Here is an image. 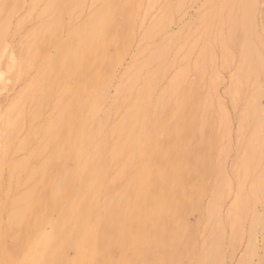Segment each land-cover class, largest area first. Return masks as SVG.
<instances>
[{
    "label": "bare ground",
    "instance_id": "1",
    "mask_svg": "<svg viewBox=\"0 0 264 264\" xmlns=\"http://www.w3.org/2000/svg\"><path fill=\"white\" fill-rule=\"evenodd\" d=\"M86 2L87 0H0V58L10 55L12 51H9L10 45L7 39L12 42L19 31H22L26 20L28 23L33 17L40 20L39 25H34L33 31L29 30L31 34L28 31L29 37H31L30 41L26 43L29 37H25L26 41L22 43L26 44L20 50L19 55L15 57L12 67L8 68L6 65L7 67L4 69L10 73L8 74L9 86L13 89L16 80L22 78L23 74L24 77L21 82L23 85L20 89L18 88V92H14L16 93L14 97L11 96L8 110L0 121L2 130L0 210L3 213V221L8 225L23 224L34 228L48 226L50 230L46 233L47 237L51 241L60 243L61 251L74 250L89 254L95 249L93 248L94 244L124 241L142 244V251L145 254L151 251L148 245L154 244L159 248L160 254L176 255L178 254L177 247H183L184 251L189 250L195 241L192 240L193 236L191 237L187 232L186 219L192 211L199 212L197 210L198 199L201 193L194 192L192 181L200 180V175L203 173L214 172V185H205L210 193V198H207L209 200L204 206L203 215L199 212L200 218H204L205 226L210 227L208 229L211 232L210 243L208 246L206 245L205 249H200L205 259H213L227 225L233 231L232 246L234 247L237 239V228L235 227L237 224L240 225L242 212L244 214L247 212L245 211L246 206L251 200L254 205L264 196V142L262 141L258 150L250 149L253 155H258L254 163L260 169L261 174L258 173L259 175L254 177L252 183L249 181L252 185L247 193H244L241 186L237 185V195L233 196L232 186L223 176L225 175L224 165L217 161V164L212 166L208 160L211 159L210 154H207V158L203 161H199L201 154L198 150L202 149L199 145L206 143L209 146L212 143L214 145L213 141L219 139L220 133L221 141L227 138L224 135L228 136L230 133L228 131L230 124L227 126L230 120L227 121L228 123L226 122L225 114L227 113H225L220 97H214L216 85L221 83L223 78L217 77L215 69L208 68L210 73L215 76H213L214 78L209 76L208 81L213 78V82L207 83L204 97H190L194 89L192 82L195 80L188 82L185 79V75H188V62L187 64L184 62L186 65L182 66L179 64L182 61L180 60L178 63L175 55L169 56L165 52L168 50L167 46L173 42L170 37L165 38V43H162L161 40L157 43L154 41L155 36L161 35L170 25L175 14L180 16L181 13L183 14L182 11L187 4L201 2L200 0H146L145 6L142 5L144 4L143 0H91L89 3L87 2L88 4ZM202 3L203 5L208 4V6L197 16L194 36L202 26L204 29L202 31L208 34L204 32L206 36L203 34L202 38H207L210 35L207 38L210 39L212 32L219 40L222 31H224L225 17L223 15L226 13V21L231 17L228 22V29L230 28L228 31L232 32L234 36H236L234 32L236 30H239L240 33L241 30L253 32L254 18H256L254 14L259 11L257 9L258 0H203ZM233 5H237L238 8L234 9ZM85 8H88L86 18L81 19ZM155 8L159 11L161 18H150L151 20L144 26L143 23ZM141 10H143L142 14H140ZM19 14L20 17H18ZM64 17H67L68 24L66 25H64ZM136 20L140 21V25ZM135 21L140 27H144L143 32L139 33V35L142 34V40L138 42V38H136L138 44L135 51L132 49L135 59L130 61L128 66L126 65L123 72L121 71L122 74L118 78L116 86L114 85L113 95L110 98V94L100 92V88L108 87L114 78V68L122 62L131 47L137 32V30L135 31ZM225 23L227 24V22ZM63 31H66L64 41L61 40ZM200 32L198 34L201 35ZM232 33L226 35H230L227 37L230 39H227L229 43ZM191 34L188 38L193 36ZM200 35L199 37L202 36ZM244 35L240 37H244ZM234 36L232 43L234 40L236 41ZM199 37L198 39H201ZM21 38L23 39V37ZM221 39L218 41L221 47L220 54L226 57L224 49L229 46L226 43V38ZM243 39L241 38L239 42ZM19 40L21 41V39ZM195 42L196 40L188 39L177 48L183 51L188 44L190 51L196 48L194 47ZM205 42L206 40L201 42L203 46L200 45V49L203 54H200L205 55L206 59H210V62L213 63V57L215 58L213 55L216 54L213 51L216 47L207 48V56L205 54L207 46L205 47L203 44ZM223 43L224 47L227 45L226 48H223ZM255 43L257 44V42ZM258 46L259 44L256 47L258 48ZM14 47H16V42ZM253 48L251 44L248 45V42L241 48L239 51L241 58L238 55L240 63L243 64L249 59L253 62V67L255 64L262 63L263 60L258 57V54L255 55V48ZM50 51L52 54L49 53ZM256 51L258 52V49ZM197 54L196 61L198 58H203L199 53ZM178 58L180 59V57ZM204 60L201 61L204 62ZM240 60L237 65L240 66V71L239 69L238 71L242 72L243 66L240 65ZM196 61H193L195 64H193L192 73H194V77L196 75L198 78L199 73L195 74V72L202 69L203 65L201 61ZM3 62L0 59V69H2L1 63ZM34 62L41 66H34ZM178 64L179 70L174 75H170L171 78L166 83L164 82L163 87H160L161 80L170 74V70L173 68L175 70V65L177 67ZM250 64L247 66L249 75ZM33 66L35 73L33 72V75L27 73ZM204 66L206 67L207 64ZM222 69L227 68L222 67ZM260 69L262 72V68ZM31 70L33 71V69ZM211 70L214 72L212 73ZM255 70L256 67L252 71L256 73ZM202 71L207 72L208 70L206 68L200 72ZM251 73L253 74V72ZM256 75L258 77L254 76L258 79L259 73ZM235 76L237 77L238 74ZM240 77L236 79L241 81ZM249 77L245 76L244 78L249 79ZM232 79L231 82H236L234 86L238 85V81L234 77ZM196 81L194 84L196 83L197 86ZM241 85L238 87L242 88ZM245 85L243 84V86ZM234 86L233 88H236ZM252 88L254 90L247 100L251 99V102L249 101L251 104H248L251 107L250 113L256 116L255 125L261 128L260 126H263L260 124L263 121L260 119L262 90L257 83ZM228 89L231 93L234 92L231 87ZM239 93L241 94L238 90ZM233 94L231 95L235 98ZM237 99L241 100V97ZM235 100L233 99L229 106ZM247 100L245 102H248ZM107 101L110 102V105L108 107L105 103L108 107L105 108L103 104ZM237 103L234 104L236 107ZM244 108L248 109L245 106ZM162 113H169L170 124L163 126L160 123ZM214 117H217V120H213ZM253 118L251 120H254ZM221 129L223 132H219V136L216 135ZM229 138L231 137L227 138L230 141ZM262 138L264 136L260 139ZM187 139H193L196 144L192 145L194 148L191 146L193 149L191 148L188 154H185L184 151V154L180 153L178 143ZM229 141L225 145L219 143L222 146L221 149L219 148L220 153H224ZM32 143H34L33 147ZM23 150L28 151V156L12 158L13 161L8 163L4 170V164L1 162L2 156L5 159L7 154L12 156ZM178 157L182 158L181 161H174ZM249 162V159L243 160L239 165L240 169L237 168L238 172L240 173L239 170L242 169L241 171L245 174L249 173ZM235 170L236 168L233 171ZM3 172H5V176ZM182 172L189 176L191 185H185L182 182L179 176ZM238 172L236 170V174L233 173L236 175L235 177L238 176ZM242 175H239V181L236 182L240 183ZM234 179L236 180V178ZM11 189L16 191L13 197L9 196ZM255 213L250 218L252 225H256L258 222L259 214ZM248 237L249 243H251L253 239L251 231ZM74 243H78L79 246H74ZM195 243L197 244V242ZM52 250H50L51 256ZM59 258L58 260L61 261ZM61 258L65 259L62 255ZM248 258L244 256L237 264H247ZM48 259L50 257L47 258V261ZM258 264H264V258L259 259Z\"/></svg>",
    "mask_w": 264,
    "mask_h": 264
},
{
    "label": "rangeland",
    "instance_id": "2",
    "mask_svg": "<svg viewBox=\"0 0 264 264\" xmlns=\"http://www.w3.org/2000/svg\"><path fill=\"white\" fill-rule=\"evenodd\" d=\"M91 1V0H90ZM89 0H87V2L89 3L90 2ZM203 1V0H202ZM202 1L200 0V2L201 3H199V2H197V3H189V4H187L185 7H186V9H185V7H184V10L182 11L183 12V14L181 13V16L179 15V14H175L174 16H173V21L171 22V23H169L170 25H168L166 28H165V30L163 31V33L161 34V35H159V36H155L156 38H155V41L154 42H161L162 41V43H165L166 41V39H168V37H170V39H172L173 40V42H171V44H169L168 46H167V48H168V50L167 51H165L169 56H174L175 55V58H176V61L179 63L180 62V60L182 61L181 63H179L180 65H182V66H184L183 64H187V62H188V64H189V66H188V70H187V74L188 75H185V79H187V81L188 82H192V81H196L197 82V86L194 84V82H192L193 83V85H194V89H193V92H192V94H191V96L190 97H204L203 95H204V93H205V91H206V89H207V83L209 84V83H211V82H213V76H215L214 74L212 75L211 73H210V69L212 68V69H215V74H217V77H220L222 80H221V83H217V85H216V90L214 91V97H220V100H221V102H222V104H223V107H224V110H225V113H227V114H225L226 115V122L227 121H229V123L227 124V126L229 125V130L228 131H230V133H229V137H231V138H229L230 139V141L227 139L228 138V136H226V135H224V137H227L226 139H224V140H220V136H221V133H220V136H219V132H223V130L221 129V130H219L218 131V134L216 133V135H218L219 136V139H216V141H213L214 142V145H213V143H212V147L211 146H209L208 145V143H206L207 144V146L205 147V145H199V147H200V149L201 150H198V152L201 154V155H199V153H198V155H199V161H203L205 158H207V154H210V156H211V159H208L209 160V162L210 163H212V166H214L215 164H217V161H220V163H222L223 165H224V167H223V172H224V174L225 175H223L224 176V178H225V180L227 181V182H229L230 183V185L232 186H230L232 189V194H233V196L234 195H237V192H238V190H237V185H239V186H241V188H242V191L244 192V193H247L249 190H250V187H251V183H252V181H253V179H254V177H257V175H259V174H261L259 171H260V169L258 168V166L254 163V162H256V160H257V157H258V155H253L251 152H250V149H256V150H258L259 148H260V145H262V141L264 142V138H262V139H260L261 137H263L264 136V129H262V128H264V0H258V5H257V9L259 10V11H257L256 12V14H254V17H256V18H254V21H255V28L253 29V32L251 31V32H246L245 30H241V33H240V31L239 30H236V31H234L235 32V35L236 36H234V34L232 33V32H230V31H228L229 29H228V27H229V21H230V18L231 17H229V18H227L228 20L226 21L225 20V18H226V16L225 15H227V13L225 14V15H223V17H225L224 18V25H223V30L224 31H222L223 33H221L222 34V36L220 37V39L221 38H223V39H225V40H227L228 38L227 37H230V35L229 36H226V35H228V33H232L233 35H232V37L234 36V39H236V41L234 40V42L232 43L231 41H233L232 39V37H231V41H230V43H229V41L228 40H230V39H228L227 40V45L229 46V47H227V45H226V47L228 48H226V47H224L225 46V44L223 43V48H226V49H224V51L226 52V54H225V56L226 57H223V56H221V47H220V44H219V40L216 38L217 36H215V34H213L212 32H211V37H210V39H207V38H209V36H207V38L205 37V38H202V37H204L203 36V34L205 35V33L202 31V30H204L203 29V27L202 26H200V28H199V30H197L196 31V34H195V36L193 35V32L195 31V29H196V20H197V16L199 15V13H201L202 11H204L205 10V7H207L208 6V4H204L203 5V3H202ZM260 1V2H259ZM86 2V4H88ZM142 3H144V4H142L143 6H145L146 5V0H143V2ZM195 5V6H194ZM202 5H203V7H202ZM234 6V9L236 8H238V6L237 5H233ZM42 7V5L40 6V8ZM87 7V6H86ZM143 8V7H142ZM202 8V9H201ZM200 9V10H199ZM88 10V8H85L84 9V11H83V13H82V15H81V19L82 18H84L87 14H86V12H88L87 11ZM142 11L143 10H141V13L140 14H142ZM157 11V12H156ZM153 12V13H152ZM260 13V14H259ZM160 15V13H159V11L158 10H156V8L155 9H153L152 11H151V13H150V16H149V20L147 19V20H145V23H143L144 24V26L145 25H147L148 24V22L151 20V19H160L161 18V15ZM21 15L19 14L18 15V17H20ZM34 16V15H33ZM152 16V17H151ZM179 16V17H178ZM35 17H33L31 20H29V22L30 23H28V20H26L25 21V24H23V26H22V31H19V33H18V35H16V37L14 38V40H12V42H10V39H7V41H9L8 42V44L10 45L9 46V51L11 52L10 53V55L8 56V57H6V58H0V59H2L4 62L3 63H1V68L2 69H0V121H2V119H3V117L5 116V114H6V112H7V110H8V107H9V104H10V101H11V99H12V97H14V95L16 94V93H14V92H18L19 91V89H20V87L23 85V83H21L22 82V80H23V77H24V74H23V76H21L22 78H20V79H18V80H16V83H15V86H14V89L12 88V87H10L9 85H10V81H9V79H8V77H9V75L8 74H10L9 72H6V70H4L7 66H8V68H11L12 67V65H13V62H14V59H15V57L16 56H18L19 55V53H20V50L22 49V48H24L23 46H25V44L26 43H28L29 41H30V38L31 37H29L30 36V34H31V32L29 31L30 29H32V31L35 29V27H34V25H39V19H34ZM86 18V17H85ZM151 18V19H150ZM175 18V19H174ZM178 18V19H177ZM33 21H35L34 23H33ZM137 22L139 21V20H136ZM135 21V31L137 30V32L135 33L136 34V36H135V38L133 39V43H132V45H131V47L129 48V50H128V52H127V54L124 56V58H123V60H122V62L120 63V64H118L115 68H114V71H113V75H114V78L111 80V83H109L108 84V87H104L103 86V88H100V92H104V93H106V94H110L109 95V97L111 98V96L113 95V91H114V89H113V87H115L116 86V82H118L119 80H118V78L121 76V74H122V72L124 71V69L130 64L129 62L131 61H133L134 59H135V56H134V52L133 51H135V47H136V45L138 44V42H140L141 40H142V34H140L139 35V33H142L143 32V28L144 27H140L139 25H140V21H139V25L137 24V22ZM194 22V23H193ZM225 22H227V24L225 23ZM28 23V24H27ZM184 23V24H183ZM66 24H68V22H67V17H64V25H66ZM183 24V25H182ZM33 25V26H32ZM197 25H198V23H197ZM227 25V26H226ZM199 26V25H198ZM30 27V28H29ZM65 27V26H64ZM137 27V28H136ZM139 27V28H138ZM189 27V28H188ZM225 27H227V28H225ZM258 27V28H257ZM168 28V29H167ZM184 28V29H183ZM202 28V29H201ZM28 29V30H27ZM189 29V30H188ZM225 29H227V30H225ZM142 30V31H141ZM200 30H201V32H200ZM30 32V34H29V32ZM227 32V34H225L226 32ZM239 31V32H238ZM244 31H245V33H244ZM260 31V32H259ZM263 31V32H262ZM28 33L26 36H24L26 33ZM168 32V33H167ZM187 32V33H186ZM191 32H192V34H191ZM202 33L201 35L200 34H198V33ZM23 33V34H22ZM66 31H63L62 32V34H61V40L62 41H64L65 39H66ZM137 33H138V35H137ZM167 33V34H166ZM183 33V34H182ZM238 33H239V35H238ZM243 33V34H242ZM248 33V34H247ZM261 35H260V34ZM193 35L192 37H190V38H188L189 37V35ZM198 34V35H197ZM207 34V33H206ZM223 34H225V38L223 37ZM244 34H246V35H244ZM181 35V36H180ZM199 35L201 36V37H199ZM208 35V34H207ZM212 35H213V37H212ZM241 35H244V37L242 36V37H240ZM20 36V38H18ZM160 36H162V37H160ZM206 36V35H205ZM261 36H262V38H261ZM21 37H23V39L21 38ZM27 37H29V38H27L28 40H27V42L25 43H22L23 41H26V38ZM161 39H160V38ZM177 37H178V39H177ZM186 37V38H185ZM194 37H196L195 39H192V38H194ZM198 37L199 38H201V39H198ZM240 37V38H239ZM18 38V39H17ZM136 38H138L137 39V41H136ZM159 38V39H158ZM166 38V39H165ZM183 38V39H182ZM215 38H216V41H215ZM241 38H244L241 42H239L240 40H241ZM248 38V39H247ZM19 39H21V41L19 40ZM25 39V40H24ZM163 39V40H162ZM188 39H190V40H196V42H195V44H194V47H196V48H194V49H192V50H190L189 51V49H188V44L185 46V48H184V50L183 51H180V48H177V47H179V46H181L182 45V42H185V40H188ZM212 39V40H211ZM238 39V40H237ZM254 39V40H253ZM140 40V41H139ZM156 40H158V41H156ZM159 40H161V41H159ZM181 40H183V41H181ZM206 40V42L205 43H207V44H205V43H203L204 45H205V54L208 56V49L207 48H215V50L213 51L214 53H216L215 55H213V56H215V58L213 57V60L215 61H213V63L212 62H210V59H206V56L204 55H201V54H203V52L201 51L202 49H200L201 47H200V45L201 46H203L202 45V43L201 42H204ZM207 40H209V41H207ZM222 40V39H221ZM224 40V41H225ZM260 42H259V41ZM18 41H19V43H18ZM217 43V45H216V43ZM15 42H16V47H14V45H15ZM200 42V43H199ZM209 42V43H208ZM214 42V43H213ZM244 42V43H243ZM247 42H248V45H252V48L254 47H256L257 46V44H259V46L260 45H262V46H258V48L256 47L255 49H254V53H255V55L256 54H258V57H260V59H262L263 61H261L262 63L261 64H255L254 66L256 67V73L254 72V71H252V70H254L255 69V67H253V62H251L250 61V59H249V61H247L246 60V62H248L249 64H250V62H251V64H250V66H249V70H250V68H251V70H250V75L248 74V63H240L241 62V60H240V58H241V53L239 52V51H241V48L245 45V44H247ZM255 42H257V44L255 43ZM263 42V43H262ZM11 43V44H10ZM22 43V45H20V46H18L19 44H21ZM174 43V44H173ZM198 43V44H197ZM229 43V44H228ZM232 43V44H231ZM238 43V44H237ZM254 43V44H253ZM208 44H210V45H212V46H210V45H208ZM196 45H198V46H196ZM219 45V46H218ZM238 45V46H237ZM13 46V48H11ZM217 46H218V48H217ZM235 46V47H234ZM242 46V47H241ZM19 47V48H18ZM241 47V48H240ZM171 48V49H170ZM176 48V49H175ZM187 48V49H186ZM209 48V49H210ZM231 48H232V50H231ZM260 48L262 49L263 48V50H260ZM18 49H19V51H18ZM132 49H133V51H132ZM186 49V50H185ZM199 49H200V51H199ZM212 49H211V51H212ZM219 49V50H218ZM256 49H258V52L256 51ZM174 50H177V51H174ZM229 50V52H227ZM260 50V51H259ZM132 51V52H131ZM189 51V52H188ZM196 51V52H195ZM217 51H218V53H217ZM220 51V52H219ZM231 51V52H230ZM237 53H236V52ZM169 52V53H168ZM187 52V53H186ZM194 52V53H193ZM207 52V53H206ZM50 54H52V51H50L49 52ZM182 53H184V56H182ZM189 53V54H188ZM192 53V54H191ZM197 53H201L200 55L201 56H203V60H204V57H205V60H204V62L207 64V66L205 67L204 65H206L204 62H202L201 60L202 59H197V61L199 60V61H201V63H202V69H200L198 72H195V74H198L197 76H198V78L196 77V75H195V77L193 76V74L194 73H192L193 72V70L194 69H192L193 68V64H195L193 61L195 60L196 61V59H195V57H197L198 56V54ZM213 53V54H214ZM230 53V54H232V55H228V54ZM235 53V54H234ZM131 54V55H130ZM173 54V55H172ZM179 54V55H178ZM187 54V55H186ZM181 55V56H180ZM238 55H240V58H239V56ZM260 55V56H259ZM127 56H129V57H127ZM188 56V57H187ZM233 59H231V61H233V62H231L230 61V57ZM263 56V57H262ZM178 57H180V59L178 58ZM191 57V58H190ZM221 57H223V58H221ZM239 59H238V58ZM129 58V59H128ZM142 58V57H141ZM140 58V59H141ZM208 58V57H207ZM210 58V57H209ZM225 58V59H224ZM229 59L228 61L231 63H229L226 59ZM125 59V60H124ZM188 59V60H187ZM248 59V58H247ZM129 60V61H128ZM187 60V61H186ZM224 60V61H223ZM238 60H240L239 61V63H240V65L242 64V66H243V69H241V71L242 72H239L240 71V66H238L237 65V63H238ZM196 61V62H197ZM221 61H223V62H221ZM226 61V63H224ZM124 62V63H123ZM185 62V63H184ZM217 62V63H216ZM126 63V64H125ZM221 63H223V64H221ZM122 64V65H121ZM125 64V65H124ZM179 64H178V66L176 67V65H175V70H174V68L172 69V70H170V74L166 77V78H164V80L162 79L161 80V84H160V87H163L164 85L163 84H165L166 82H167V80H169L171 77H169L170 75L172 76V75H174V73L177 71V70H179ZM185 64V65H186ZM210 66H213V67H210ZM213 64V65H212ZM230 66H229V65ZM245 64H248L247 66H245ZM7 65V66H6ZM36 65V62H34V66ZM121 65V66H120ZM127 65V66H126ZM215 65V66H214ZM216 65H217V67H216ZM227 65V66H226ZM4 68H3V67ZM34 66L32 67V68H30L28 71H27V73H30V74H32L33 75V72L35 71L34 70ZM37 67H40L41 65H39L38 63H37V65H36ZM123 66V67H122ZM225 66V67H224ZM241 66V67H242ZM122 67V68H121ZM222 67L223 68H227V69H222ZM237 67V68H236ZM245 67H247V68H245ZM259 69H258V68ZM177 68V69H176ZM206 68H207V72L205 73L204 71H202V72H200L201 70H203V69H205L206 70ZM208 68H210V69H208ZM230 68V69H229ZM244 68L246 69V71L244 70ZM252 68H254V69H252ZM260 68H262V72H260L261 71V69ZM31 69H33V71L31 70ZM237 69V70H236ZM238 69H239V71H238ZM220 70V71H219ZM236 70V71H235ZM243 70L245 71L244 73H243ZM258 70V71H257ZM122 71V72H121ZM173 72V74H171ZM211 72L213 73L214 71L213 70H211ZM218 72V73H217ZM235 72H237V73H235ZM251 72H253V74L251 73ZM35 73V72H34ZM200 73L202 74L201 76H200ZM204 73L206 74L205 76H204ZM240 73H242L241 74V77H240ZM245 73H246V75H245ZM255 73V74H254ZM259 73V80L258 79H256L255 78V76H257L258 77V75H256V74H258ZM260 73H261V75H260ZM235 74L237 75L238 74V78L240 77V80L241 81H239L238 79H236L237 77L235 76ZM219 75V76H218ZM233 75V77H234V79H236V81H238L237 82V84L238 85H235L236 86V88L241 92V94L239 93L238 94V90L236 89V88H233V86H234V84L236 83V82H231L233 79V77H231ZM248 75V76H247ZM252 75V76H251ZM255 75V76H254ZM201 78H200V77ZM209 76H211V77H213V78H211V80L209 79V81H208V78H210ZM249 77V76H251V77H249V79H247V81H246V79L244 78V77ZM254 76V77H253ZM236 77V78H235ZM168 78V79H167ZM244 78V79H243ZM255 78V79H254ZM116 79V80H115ZM202 79H203V82H202ZM253 79V80H252ZM243 80H244V82H243ZM258 80V81H257ZM108 81H110L109 79H108ZM254 81H255V84H254ZM114 82V83H113ZM165 82V83H164ZM219 82H220V80H219ZM231 82V83H230ZM242 82V83H241ZM247 82V83H246ZM249 82V83H248ZM199 83H201V84H199ZM233 83V84H232ZM242 85H241V84ZM256 83L257 84H259L260 86H261V90H262V98H261V105H262V108H261V112H262V114H261V121L263 122H260V124L261 125H263V126H260L261 128H258L255 124V117L256 116H253V114L252 113H250V102H251V99L250 100H247V99H249L250 97H249V95L250 94H252V92H253V90H254V88H252L251 89V87H254L255 85H256ZM199 84V85H198ZM203 84V85H202ZM220 86H219V85ZM233 86H232V85ZM243 84H246L245 86H243ZM252 84H254V85H252ZM17 85V86H16ZM115 85V86H114ZM163 85V86H162ZM202 85V86H201ZM231 85V86H230ZM239 85H241V87L242 88H240V87H238ZM251 85V86H250ZM19 86V87H18ZM196 86V87H195ZM200 86V87H199ZM205 86V87H204ZM219 86V87H218ZM234 86V87H235ZM249 86V87H248ZM218 87V88H217ZM231 87V89L234 91V92H230V89H228V88H230ZM13 90H12V89ZM19 88V89H18ZM110 88V89H109ZM218 89V90H217ZM225 91H224V90ZM227 89V90H226ZM242 89V90H241ZM17 90V91H16ZM113 90V91H112ZM236 90H237V92H236ZM200 91H201V93H200ZM224 91V92H223ZM110 92V93H109ZM196 92V93H195ZM231 93V94H233V96L235 97V98H233L232 97V95L231 94H229V93ZM223 93H225L224 95H222ZM237 93V95H235ZM13 94V95H12ZM243 94V95H242ZM217 95V96H216ZM12 96V97H11ZM231 97H232V100L233 99H236V100H238L239 101V103H237L238 101H233V104H231L230 106H229V104L230 103H232L231 101ZM238 97H241V100H239V99H237ZM248 101V102H245L246 100ZM224 101V102H223ZM250 101V102H249ZM107 104V106L109 107V101H107V102H104V104H103V106L105 107V108H108L107 106H106V104ZM237 103V107L234 105V104H236ZM248 103H250V104H248ZM244 106L245 107H248V109L246 108H244ZM234 107V108H233ZM233 108V109H232ZM246 113V115H244L243 116V114H245ZM249 113V114H248ZM164 115V116H163ZM215 115V114H214ZM227 115H228V118H227ZM249 115V116H248ZM100 116V115H99ZM216 116V115H215ZM164 117V118H163ZM169 117V113H162V115H161V121H160V123H162L163 124V126H165V125H168V124H170V122H171V120H169L170 119V117ZM241 117V118H240ZM254 117V118H253ZM217 117H214V119L213 120H217L216 119ZM243 118H245V119H243ZM254 119V120H251V119ZM162 119H163V121H162ZM238 119H240V120H238ZM243 119V120H242ZM257 119V118H256ZM240 121H242L241 123H240ZM251 121H252V123H251ZM169 122V123H168ZM233 122V123H232ZM246 122V123H245ZM250 122V123H249ZM1 123V122H0ZM247 124V125H246ZM246 125V126H245ZM252 127V130H251V127ZM241 126V127H240ZM248 127H250V128H248ZM241 128V129H240ZM244 129V131H242ZM228 131H227V134H228ZM232 131V132H231ZM226 134V133H225ZM263 134V135H262ZM260 135V136H259ZM182 136V135H181ZM1 137H2V130H1V124H0V144H1ZM234 137V138H233ZM260 139V140H257V139ZM188 140V141H187ZM187 140H185V141H179V143H178V151L180 152V153H183V151H184V153L185 154H188L189 152H190V150H191V148L193 147L194 148V146H195V144H196V142L195 141H193V139H187ZM242 140V141H241ZM226 141V142H225ZM227 141H229V144L228 145H230L229 147H228V145H226L227 146V148H229L228 149V151H226L227 150V148L226 149H224V153L225 152H228V153H226L227 154V156H226V154H224V153H220V149L222 148V146L219 144V143H222L223 145H225L226 143H227ZM194 142V143H193ZM258 142V143H257ZM261 142V143H260ZM242 143V144H241ZM33 145H34V143H32V147H33ZM192 145H194V146H192ZM219 145V146H218ZM182 146V147H181ZM187 146V147H186ZM192 146V147H191ZM208 147V148H207ZM192 148V149H193ZM220 148V149H219ZM264 148V147H263ZM233 149V150H232ZM220 150V151H219ZM231 150V151H230ZM263 150V149H262ZM203 151H205L204 153H203ZM214 151H215V153H214ZM0 153H2L1 152V150H0ZM19 154H15V155H9V154H7L6 156H5V159L7 160H5L4 159V156H2V158H3V160L1 161L2 162V164H4L3 165V169L5 170V166L8 164V163H10L11 161H13L12 160V158L13 159H17V158H21V157H24V156H28V151L27 150H23V151H20V152H18ZM21 153H23V154H21ZM183 153V154H184ZM255 153H256V151H255ZM254 153V154H255ZM203 154V155H202ZM204 154H205V156H204ZM2 155V154H1ZM22 155V156H21ZM24 155V156H23ZM253 155V156H252ZM10 156V157H9ZM16 156V157H15ZM20 156V157H19ZM218 156H220V157H218ZM247 156V157H246ZM9 157V158H8ZM0 158H1V156H0ZM215 158V159H214ZM243 158V159H242ZM181 157H178V158H176V159H174V161H176V162H180L181 161ZM246 159H249L250 160V162H249V165L250 164H252L251 165V167H249V165H248V168H250L249 169V173H247V174H245L243 171H241V170H239L240 171V173L238 172V169H240V167H239V165H240V163H242L243 162V160H246ZM9 161V162H8ZM236 161H238V162H236ZM4 162V163H3ZM236 162V163H235ZM233 163H235V164H233ZM234 165V166H233ZM238 165V166H237ZM255 165H256V169H255ZM235 166H237V167H235ZM231 167H233V168H231ZM239 167V168H238ZM253 167H254V169H253ZM234 168H236V170H237V172L239 173H237V177H235L236 175H234L233 173H235V171H233L234 170ZM238 168V169H237ZM224 169H225V171H224ZM251 170V171H250ZM226 171H227V173H226ZM233 171V172H232ZM253 172V173H252ZM262 172V171H261ZM4 174V176H5V172H3ZM259 173V174H258ZM213 174H215L214 172L213 173H203L202 175H200V180H196V181H192V187H193V190H194V192L195 193H197V194H199V193H201L200 194V196H199V199H198V211L200 212V213H202V215H203V213H204V210H205V207L204 206H206L207 205V203H208V200L209 199H207V198H210V193H209V191L206 189V187H205V185H208V186H211V185H214V182H215V180H214V175ZM236 174V173H235ZM243 174V175H242ZM253 174V175H252ZM239 175H242V179L240 180V183H242L245 179L247 180H245L246 181V184H244L245 183V181H244V183H242V184H240L239 182H236V181H239ZM3 176V177H4ZM180 177H181V180H182V182L185 184V185H191V182H190V178H188L189 176L185 173V172H182L180 175H179ZM209 176V177H208ZM233 176H234V178H236V180L233 178ZM251 176V177H250ZM213 177V178H212ZM231 177V178H230ZM203 178V179H202ZM208 178H209V181H208ZM245 178V179H244ZM187 179V180H186ZM213 179V180H212ZM238 179V180H237ZM263 179H264V173H263ZM201 180H203V181H201ZM212 180V181H211ZM233 183H232V182ZM251 183H250V182ZM201 182V183H200ZM208 182V183H207ZM206 183V184H205ZM235 183H236V185H235ZM250 183V184H249ZM203 186V187H202ZM246 187V188H245ZM199 188V189H198ZM234 190V191H233ZM242 192V193H243ZM15 194H16V191L13 189H11V192H10V194H9V196H11V197H13V196H15ZM262 198H263V200H262ZM262 200V201H261ZM252 201V200H251ZM249 202L248 203V205L246 206V210L245 211H247L245 214H244V212H242V215L240 216V225H236V227L235 228H237V235H236V242H235V244H234V247L232 246V233H233V231H232V229H230V227L227 225V227H226V229H225V231H224V235L221 237V239H220V244H219V247H218V250H217V253H216V255H215V257L213 258V259H205L204 258V255L202 254V251H201V249L203 248V249H205L206 248V245L208 246V244L210 243V241H211V232H210V230L208 229V228H210V227H206L205 226V221H204V218H200V215H199V212L197 213V211H195L196 213H194V211H192V213L193 214H195V215H191L192 213H189L188 214V216H187V219H186V224L188 225V228H187V232H188V234H190L191 235V237H192V240L194 241L193 242V246L192 247H190V249L189 250H185L184 251V248L183 247H177V252H178V254H176V255H166V254H160V250H159V248L157 247V246H155L154 244H150V245H148V247L149 248H151V251H150V253H148V254H145L142 250H143V245L142 244H140V243H135V242H133V243H130V242H124V241H116V242H103V243H100V244H94L93 246V248H95L94 250H92L91 251V253H89V254H87V253H83V252H77V251H74V250H64V251H61L60 250V248L62 247V245L60 244V243H57V242H55V241H51L48 237H47V235H46V233H48L49 232V230H50V228L48 227V226H44V227H39V228H34L33 226H30V225H23V224H14V225H8V224H5L4 223V221H3V213H2V211L0 210V264H41L42 262H43V264H56V263H58V264H67V260H68V264H237L238 263V261L240 260V259H242L244 256L246 257L247 256V258H248V261H247V264H258L259 263V259H261V258H264V196H262L261 197V199H260V201H258V203H254V205H253V201L252 202ZM258 205V206H256V205ZM251 205V206H250ZM203 206V207H202ZM249 206V207H248ZM250 208V209H248V208ZM256 208V209H255ZM202 209V210H201ZM201 210V211H200ZM252 210H253V213H255L256 211V213L257 214H259L258 215V222H257V224L255 225H252V223H251V219L250 218H252ZM255 211V212H254ZM255 213V214H256ZM244 214V215H243ZM262 214V215H261ZM247 215V216H246ZM246 216V217H245ZM192 217H194V218H192ZM198 218H200V219H198ZM197 219V220H200V221H195V220ZM245 220V221H244ZM196 222H198V223H196ZM199 226H198V225ZM198 226V227H197ZM255 226V227H254ZM49 228V229H48ZM203 229H205V230H203ZM252 229V230H251ZM240 230V231H239ZM238 231H239V233H238ZM250 231L252 232V234H253V239L251 240V243H249V233H250ZM190 232V233H189ZM207 233V234H206ZM203 235V236H202ZM209 235V236H208ZM243 236V238H242V236ZM201 236V237H200ZM238 236V237H237ZM207 237V238H206ZM200 238V239H199ZM210 240V241H209ZM253 241V242H252ZM195 242H197V244L195 243ZM201 242V243H200ZM203 243V244H202ZM248 244V245H247ZM251 244H253L252 246H251ZM200 245V246H199ZM246 245H247V247L249 248H247L246 247ZM74 246H79L78 245V243H74ZM195 246V247H194ZM198 246V247H197ZM252 247V248H251ZM97 248H100L101 250H99V249H97ZM197 248V249H196ZM201 248V249H200ZM53 249V250H52ZM182 249V250H181ZM50 250H52V256H51V254H50ZM56 251V253H54L55 251ZM98 251V252H97ZM187 251V252H186ZM247 251V252H246ZM60 252H61V254H60ZM62 252H64V253H62ZM68 252H71V253H68ZM77 252V253H76ZM142 252V253H141ZM201 252V253H200ZM59 253V254H58ZM67 253V254H66ZM130 253H131V255H130ZM249 253V254H248ZM49 254V255H48ZM65 256H69L68 258L67 257H65ZM61 255H62V257L63 258H67L66 260L65 259H62L61 258ZM127 255H130V256H127ZM76 256V257H75ZM78 256H79V258H78ZM148 256V257H147ZM49 258L50 257V259H48V261H47V258ZM62 261H59L58 260V258ZM146 257V258H145ZM51 258H52V261H51ZM46 259V260H45ZM76 259H77V261L80 259V261H76ZM64 260V261H63ZM169 260V261H168ZM171 260V261H170ZM199 260V261H198ZM207 260V261H206ZM42 261V262H41ZM59 261V262H58ZM147 261V262H146ZM46 262V263H45ZM48 262V263H47ZM53 262V263H52ZM61 262V263H60ZM72 262V263H71ZM249 262V263H248Z\"/></svg>",
    "mask_w": 264,
    "mask_h": 264
}]
</instances>
